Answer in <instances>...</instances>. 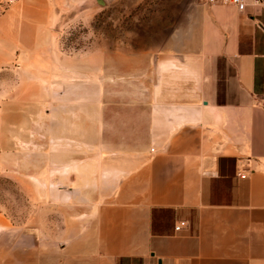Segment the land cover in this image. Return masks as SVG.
Instances as JSON below:
<instances>
[{
	"label": "crops",
	"instance_id": "1",
	"mask_svg": "<svg viewBox=\"0 0 264 264\" xmlns=\"http://www.w3.org/2000/svg\"><path fill=\"white\" fill-rule=\"evenodd\" d=\"M205 6L191 51L153 60L143 120L108 130L115 151L54 155L67 244L5 264H264V0ZM5 160L25 191L23 155Z\"/></svg>",
	"mask_w": 264,
	"mask_h": 264
},
{
	"label": "rangeland",
	"instance_id": "2",
	"mask_svg": "<svg viewBox=\"0 0 264 264\" xmlns=\"http://www.w3.org/2000/svg\"><path fill=\"white\" fill-rule=\"evenodd\" d=\"M199 5L0 0V264L24 258L20 251L36 259L38 249L51 262L67 244L68 210L53 204L54 155L115 151L108 130L131 132L127 122L143 120L151 64L191 51L180 45L191 39ZM10 152L26 161L25 191L20 167H5Z\"/></svg>",
	"mask_w": 264,
	"mask_h": 264
},
{
	"label": "built area",
	"instance_id": "3",
	"mask_svg": "<svg viewBox=\"0 0 264 264\" xmlns=\"http://www.w3.org/2000/svg\"><path fill=\"white\" fill-rule=\"evenodd\" d=\"M199 3L207 6H215V5H229L236 7L240 12L245 11L247 8V0H198ZM241 177L245 178V175H240ZM187 222L181 221L179 222L175 229L177 232L182 231L186 228Z\"/></svg>",
	"mask_w": 264,
	"mask_h": 264
}]
</instances>
